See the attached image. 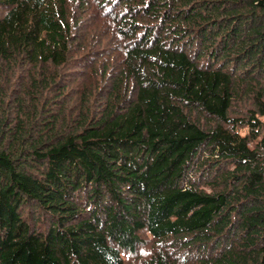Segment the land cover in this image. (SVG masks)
Wrapping results in <instances>:
<instances>
[{
  "label": "trees",
  "instance_id": "trees-1",
  "mask_svg": "<svg viewBox=\"0 0 264 264\" xmlns=\"http://www.w3.org/2000/svg\"><path fill=\"white\" fill-rule=\"evenodd\" d=\"M0 264H264V0H0Z\"/></svg>",
  "mask_w": 264,
  "mask_h": 264
},
{
  "label": "rangeland",
  "instance_id": "rangeland-1",
  "mask_svg": "<svg viewBox=\"0 0 264 264\" xmlns=\"http://www.w3.org/2000/svg\"><path fill=\"white\" fill-rule=\"evenodd\" d=\"M247 132V130H244L243 133L245 134ZM256 142H253V144H251V147H253V145H255Z\"/></svg>",
  "mask_w": 264,
  "mask_h": 264
}]
</instances>
